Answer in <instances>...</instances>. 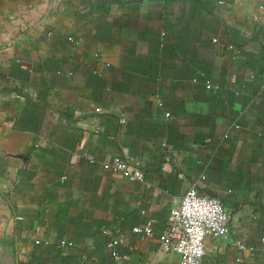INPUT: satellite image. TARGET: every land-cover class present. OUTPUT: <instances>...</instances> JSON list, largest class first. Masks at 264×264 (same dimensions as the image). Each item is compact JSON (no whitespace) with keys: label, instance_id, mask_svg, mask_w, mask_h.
I'll return each instance as SVG.
<instances>
[{"label":"crops","instance_id":"crops-1","mask_svg":"<svg viewBox=\"0 0 264 264\" xmlns=\"http://www.w3.org/2000/svg\"><path fill=\"white\" fill-rule=\"evenodd\" d=\"M191 185L228 212L203 264H264V0H0L16 264H179L160 235Z\"/></svg>","mask_w":264,"mask_h":264},{"label":"built area","instance_id":"built-area-1","mask_svg":"<svg viewBox=\"0 0 264 264\" xmlns=\"http://www.w3.org/2000/svg\"><path fill=\"white\" fill-rule=\"evenodd\" d=\"M207 87H213L210 81L207 82ZM104 166L121 171L132 179H141L144 176V171L137 161L131 162L121 155H115L111 161L105 162ZM227 220L228 212L219 196L191 185L181 201L169 211L166 225L160 235L162 247L166 251L179 253V264H203L205 237L225 235L228 232ZM133 229L150 235L153 224L147 221ZM118 242L117 238H113L108 245L113 248ZM60 244L72 246L74 242L63 238ZM113 254L118 257L116 250H113Z\"/></svg>","mask_w":264,"mask_h":264},{"label":"rangeland","instance_id":"rangeland-1","mask_svg":"<svg viewBox=\"0 0 264 264\" xmlns=\"http://www.w3.org/2000/svg\"><path fill=\"white\" fill-rule=\"evenodd\" d=\"M11 215L0 202V264H16Z\"/></svg>","mask_w":264,"mask_h":264}]
</instances>
